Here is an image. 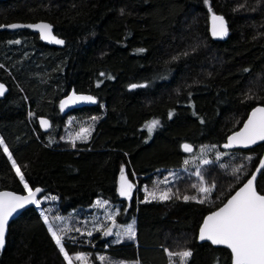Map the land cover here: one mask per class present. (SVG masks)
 Wrapping results in <instances>:
<instances>
[{
	"label": "trees",
	"instance_id": "1",
	"mask_svg": "<svg viewBox=\"0 0 264 264\" xmlns=\"http://www.w3.org/2000/svg\"><path fill=\"white\" fill-rule=\"evenodd\" d=\"M211 11L225 17L226 38L210 35ZM36 20L49 21L65 43L0 29V80L8 86L0 139L28 185L55 197L58 213L99 198L119 207L115 223L133 220L136 232L116 243L100 229L71 230L66 252L83 251L90 264H170L165 249L188 250L187 264H231L227 248L198 242L196 234L203 215L247 178L264 147H220L252 106L264 104V0H0V24ZM71 88L97 102L61 113L58 101ZM68 114L71 124L90 126L86 140H61ZM38 115L50 118L48 131ZM153 120L159 124L149 133ZM183 142L193 144L191 152ZM3 145L0 189L25 191ZM205 147L210 159L199 173L211 191L204 203L183 199V189L196 193L190 182L167 200L146 201L141 190L119 195L122 167L130 180L149 183ZM256 187L264 193V168ZM0 264H68L35 204L10 221Z\"/></svg>",
	"mask_w": 264,
	"mask_h": 264
},
{
	"label": "snow or ice",
	"instance_id": "2",
	"mask_svg": "<svg viewBox=\"0 0 264 264\" xmlns=\"http://www.w3.org/2000/svg\"><path fill=\"white\" fill-rule=\"evenodd\" d=\"M212 34L213 36H225L227 34V28L225 26L224 18L222 16L213 15L212 16ZM9 27H29L39 30L40 38L48 40L49 42L56 44H63L64 41L57 39L52 33V26L45 23L35 24V25H18L12 24ZM19 41H17L18 43ZM138 51H143L139 49ZM132 88L144 87V85H131ZM4 86L0 84V95L4 94ZM78 101H92L94 98L91 96H77L75 94L69 96L66 100L61 101L60 108L63 110L68 104L77 103ZM171 116V113L169 114ZM42 127H48L47 120L40 121ZM159 124V121L153 120L149 122L146 127L149 133L153 131L155 127ZM90 134L89 129H81V132L77 134V139L86 140ZM257 141H264V106H258L254 108L247 121L244 123L243 128L228 137V143L224 145L226 148L233 146H243L247 147L249 145L255 144ZM4 142L0 140V146ZM75 146V145H73ZM183 149L185 152H191L192 148L188 144H184ZM3 152L8 154V158L12 160V167L16 170V175L20 178L21 183L24 185V189L27 191L26 196L14 195L10 192L0 193V248L5 245V234L6 229L9 224V218L17 211V209L23 208L27 204H39L37 200V193H40L42 189L36 188L32 190L28 183L24 181V176L17 166L16 161L12 159L11 154L7 147H3ZM187 163V161H185ZM208 163V161H204ZM261 168H264V160L261 161ZM236 171H239L237 169ZM260 171V169H258ZM199 175V173H198ZM255 176L247 180V183L243 185L224 204L220 207L218 211L211 213L206 216L203 220L202 225L199 229V238L201 240L210 241L213 245H224L231 251V264H264V195L257 192L254 186ZM197 188L196 185H193ZM133 185L129 183L128 178L125 176L123 167L120 172V180L118 192L121 197H130ZM200 193L207 194L211 191L210 188L200 186L197 188ZM151 200H167L170 199V192L164 191L159 192V189L150 192L146 196V201ZM179 198V197H177ZM55 199V197H52ZM183 199L188 201L190 199L196 200L195 196H184ZM199 203H204L203 199L198 200ZM107 201L101 203L97 201L100 207H103ZM115 224V219L113 215L108 217ZM59 219V217H57ZM45 224H48V231L51 233L52 239L59 248V251L64 255V259L68 264H72V258L66 252L65 247L62 243L63 238L66 236L67 231L70 229H58L53 230L54 225L49 223L48 217H44ZM77 231H79L77 229ZM105 235H111L112 229L108 228ZM91 235V232L88 233ZM116 235L118 239L116 243H120L122 237L120 233L117 232ZM124 236L128 239H135L136 232L132 224L127 225L124 229ZM170 257V264H172L171 258L173 256L178 257L176 264H187V260L191 257V251L185 250L179 253H173L168 249H165ZM77 261L81 264H85L86 257L84 255H77L75 257ZM101 260L104 257H100Z\"/></svg>",
	"mask_w": 264,
	"mask_h": 264
},
{
	"label": "rangeland",
	"instance_id": "3",
	"mask_svg": "<svg viewBox=\"0 0 264 264\" xmlns=\"http://www.w3.org/2000/svg\"><path fill=\"white\" fill-rule=\"evenodd\" d=\"M65 120H66V125L64 129L65 131L61 137V140H63L64 142L68 141L70 143H73L75 140H79L76 137L77 134L81 132V129L90 130V126H87V124H78V125L71 124L73 122V117L71 114H68ZM3 146L5 147V145ZM210 148L211 147H205L204 149H200L197 152V154L192 153L186 155L184 161H187V163H185L180 168L167 169L158 173H154L149 183H141L139 185L137 182V178L134 177L133 178L134 180L133 181L131 180V184L133 185L131 193L133 191L141 190L144 194V197H146L148 193L159 189V192L169 191L170 195L172 194L174 195L175 193L178 192L177 190H179L178 186H185L189 182L190 184H192V187L193 185H196L198 188L202 185L204 187H208L211 189V187L207 185L204 178L199 173V166L203 164L204 161H207V158L211 154ZM209 159L210 158H208V160ZM193 161H195L196 163L192 164ZM197 188H194L196 193H192V195H190V192H188L189 194L187 192L185 193L184 189L182 188L183 189L182 195L195 196L197 198L203 199L209 194V193L207 194L200 193L197 191ZM52 197L53 196L47 194L39 196L37 198L39 204L38 205L35 204V206L40 211L41 215L43 216V219L45 216L48 217L49 223L54 225L53 230L65 229V227H67V229H70L69 231H67V234L64 238H67L69 236V238L73 239L74 237L73 232L77 229L81 231L83 230V228H85L88 232H92L93 230L100 229L102 232L105 233V231L108 228H111L112 234L110 235L111 236L110 241H115L118 239V236L116 235L117 232H119L120 236L124 238L126 237L124 236V229L127 227V225L132 224L134 226L133 220L129 221L128 223L122 226H119L117 223L113 224V221L110 220L108 217L110 215H113L115 218V215L119 210V207L117 205H113L112 203H109L108 201L106 204H104L103 207H100L97 204V201L103 203L106 200L96 198L94 199L91 205L84 207L78 212L77 211H75L74 213L69 212L68 214L64 215L57 212L56 210L57 202L56 199H52ZM57 217H59V219H57ZM71 230H73V232ZM68 254L70 258H72V264H81L80 261H77L75 259L77 255H84L87 258L85 264H90L91 262L89 257H87V255L83 251H77L75 253H68ZM178 259H179L178 257L173 256L171 258L172 264H176ZM110 261H112V264H135L134 261H114V260H110Z\"/></svg>",
	"mask_w": 264,
	"mask_h": 264
},
{
	"label": "water",
	"instance_id": "4",
	"mask_svg": "<svg viewBox=\"0 0 264 264\" xmlns=\"http://www.w3.org/2000/svg\"><path fill=\"white\" fill-rule=\"evenodd\" d=\"M213 15L222 16V17L224 18L225 26H226V28H227V34H226L225 36H222V37H220V36H213V34H212V23H213V22H212V16H213ZM40 23H45V24H49V25H51V26H52V33H53V35H54L57 39L63 40L64 43H65L64 38L61 37V36H59L58 34H56V33L54 32V30H53V25H52L49 21H47V20H36V21H27V22H23V21H11V22H7V23H2V24H0V29H7V30L29 29V30H31L32 32L37 33L39 39H40L42 42L46 43V44H49V45H52V46H58V47H61V46L64 45V43H63V44H56V43L49 42L48 40L41 39V38H40V32H39V30L34 29V28H29V27H18V28H12V27H9V26L12 25V24H18V25H35V24H40ZM208 30H209L210 35H211L213 38H216V39H224V38H226L227 35H228V31H229V29H228V25H227V22H226L225 17H224L222 14H220V13H217V12L211 11V12L209 13V18H208ZM0 84H2V85L4 86V89H5L4 94H3V95H0V98H2V97H4V95L7 93V91H8V86H7V84H6L5 82H3V81H1V80H0ZM131 85H134V84H131ZM131 85H130V88H132ZM73 94H75V95H77V96H91V97L94 98V102H92V101H78L77 103H74V104H72V103L68 104V106H66L63 110H61V108H60L61 101L66 100L69 96H71V95H73ZM96 102H97V97H96L94 94H92V93H90V92L76 91L74 88H71L70 90H68V92H66L64 95H62L61 98L59 99V101H58V108H59V110H60L61 113L65 114V113L69 112L70 110H72V109H74V108H78V107H82V106H86V105H94ZM258 106H264V104H255L254 106H252V107L250 108V110L248 111L247 115L245 116V118L243 119V121L241 122V124L239 125V127H237L236 129L232 130L231 132H229V133L226 135L225 139L221 142L220 147H221L222 149H225V150H227V149H234V148L248 149V148H251V147H253V146H255V145L259 144V143L264 142V141H257L255 144L249 145V146H247V147H243V146H233V147H230V148H226V147H224V145L228 143V137L231 136V135H233L234 133L240 131V130L243 128L244 123L247 121L248 116L250 115L251 111H252L254 108L258 107ZM36 120H37V124H38L39 128H40L42 131H45V132H46V131H48V130L50 129V127H51V120H50L49 117H47V116H45V115H38V116L36 117ZM41 120H47V121H48V127H46V128H45V127H42V126H41V123H40ZM184 144H188V145H190L191 148L193 149V144H192V143H189V142H183V143L181 144V148H182L183 151H184V149H183L182 146H183ZM184 152H185V151H184ZM262 160H264V147H263V150H262V152H261V154H260V156H259V159H258V161H257V163H256V165H255V167L253 168V170L251 171V173L247 176V178H246V179H245V180H244V181H243L238 187H236V188H235V189H234V190H233V191H232V192L226 197V199H225L220 205H218L217 207H215V208L209 210L208 212H206V213L203 215V217H202V219H201V221H200V223H199V226H198V229H197V234H196V238H197V241H198V242H204V241H206V242H209L211 245H213L210 241H207V240H201V239L199 238V229H200V226H201L202 223H203L204 218H205L206 216L210 215L211 213H213V212H215V211H218L220 207H223L224 204H226L227 201H228L229 199H231V197L234 196L235 193H236L237 191H239V189H240L241 187H243V185H244L245 183H247V180H248V179H251L253 176H255L254 186L256 187V181H257V178H258V176H259L261 170L263 169V168H261V161H262ZM258 169H260V171H258ZM125 176L128 178L129 183H131L130 178H129L126 174H125ZM119 180H120V177H119ZM119 180H118V187H119ZM36 188H40V189H42L41 186L31 187L32 190H35ZM256 190H257V192H258L259 194L264 195V193H263V192H260V191L257 189V187H256ZM42 191H43V189H42ZM42 191H41L40 193H37V197H36V198H38V197L40 196V194L42 193ZM3 192H10V193H13L14 195H18V196H26V195H27V191H16V190H13V189H10V188H2V189H0V193H3ZM118 193H119V192H118ZM32 205H34V204H27V205H25L23 208L17 209V211H16L15 213H13V215L9 218V223H10V221H11L13 218H15V217H16V216H17L22 210H24L25 208H27V207H29V206H32ZM8 226H9V224H8ZM8 226H7V229H6L5 239H6V235H7V233H8ZM213 246H222V247L227 248V247L224 246V245H213ZM3 248H4V247H3ZM3 248H0V251H2ZM227 249H228V248H227ZM228 250L230 251V249H228ZM230 253H231V251H230Z\"/></svg>",
	"mask_w": 264,
	"mask_h": 264
}]
</instances>
